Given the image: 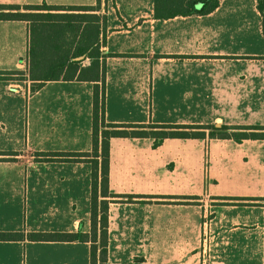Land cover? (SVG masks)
<instances>
[{"label": "crops", "instance_id": "crops-1", "mask_svg": "<svg viewBox=\"0 0 264 264\" xmlns=\"http://www.w3.org/2000/svg\"><path fill=\"white\" fill-rule=\"evenodd\" d=\"M97 8L106 125L264 127L257 0L158 20L154 0H0ZM30 23L0 21V264H90L94 83L29 78ZM82 67L88 66L89 62ZM110 140L107 264H264V140ZM42 155V156H41ZM204 219V245L199 246Z\"/></svg>", "mask_w": 264, "mask_h": 264}, {"label": "trees", "instance_id": "trees-1", "mask_svg": "<svg viewBox=\"0 0 264 264\" xmlns=\"http://www.w3.org/2000/svg\"><path fill=\"white\" fill-rule=\"evenodd\" d=\"M219 0H154L158 20L205 16L214 12ZM264 36V0H257ZM97 8L63 6H1L0 21L30 23L29 78L34 82L85 81L94 83L91 153H53L49 162L87 163L91 167L89 234H29L30 241L80 242L90 245V264H107L108 208L111 199H132L109 192L110 140L117 138L153 139L158 147L166 139L264 140V127L186 125H106L104 123V68L100 61L103 44V17L88 12ZM89 62L82 67L83 62ZM42 156V155H41ZM18 234L0 233V241L19 239Z\"/></svg>", "mask_w": 264, "mask_h": 264}, {"label": "rangeland", "instance_id": "rangeland-1", "mask_svg": "<svg viewBox=\"0 0 264 264\" xmlns=\"http://www.w3.org/2000/svg\"><path fill=\"white\" fill-rule=\"evenodd\" d=\"M87 63V61H85V63L84 64H86ZM83 64V63H82ZM202 223H201V232L202 233H200V242L198 243V245L199 246H203L204 245V234H203V232H204V219H202V221H201ZM22 256H21V261H22V264H30L31 263V254H29L28 252H23L22 254H21Z\"/></svg>", "mask_w": 264, "mask_h": 264}]
</instances>
